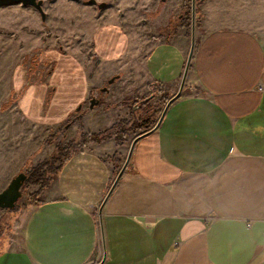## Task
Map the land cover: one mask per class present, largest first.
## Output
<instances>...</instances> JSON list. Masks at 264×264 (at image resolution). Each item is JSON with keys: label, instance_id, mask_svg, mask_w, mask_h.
<instances>
[{"label": "crops", "instance_id": "1", "mask_svg": "<svg viewBox=\"0 0 264 264\" xmlns=\"http://www.w3.org/2000/svg\"><path fill=\"white\" fill-rule=\"evenodd\" d=\"M166 1L160 25L182 9L183 0ZM150 2L139 9L157 8ZM200 8L185 89L136 142L101 222L137 135L69 154L4 239L0 264H264V33L237 25L224 0ZM126 25L99 15L86 54L55 53L51 71L26 86L15 74L23 120L60 128L81 106L82 128L97 134L121 118L122 106L109 113V100L175 95L191 35L154 30L140 42Z\"/></svg>", "mask_w": 264, "mask_h": 264}, {"label": "rangeland", "instance_id": "2", "mask_svg": "<svg viewBox=\"0 0 264 264\" xmlns=\"http://www.w3.org/2000/svg\"><path fill=\"white\" fill-rule=\"evenodd\" d=\"M204 1L196 3L195 38L204 16L200 8ZM97 2H105L106 8L90 5L88 0H43L47 16L44 21L34 6L19 4L0 7V192L19 172L24 171L30 177L16 207L0 208V248L4 239L19 229V216L33 200L32 195L37 188L50 183L57 167L69 154L90 141L96 142L89 136L94 133L82 128L81 119L78 118L82 107L76 111L74 118L60 128L37 126L23 120L14 106L20 94L12 90L14 75H24L26 86L51 71L55 53L86 54L90 45L89 37L99 15H102V20L123 18L125 25L126 17L129 16L132 23L126 27L137 35L140 42L147 35H152L154 30L159 36L167 38L176 35L179 29H185L191 35V0H183L181 11L172 13L165 25H160L161 20L158 19L166 4L162 0H156L157 3L153 4L157 8L148 12L139 8L142 4L151 3L150 0ZM224 4L229 11V18L237 25L264 33V0H224ZM127 7L134 8L136 16ZM127 12L130 15L127 16ZM137 21L139 25H136ZM104 86L110 88L112 85L105 81ZM107 94L99 92L97 98L102 101ZM146 98V103L132 99H123L118 103L109 100L111 103L105 105L111 107L107 109L109 113H116L118 105L122 109L118 115L121 118L110 127L119 128V131L106 139L115 137L118 141H129L155 125L160 116L155 112L164 108L168 97L153 94ZM78 123L79 127L76 128L74 124ZM37 175L45 179V182L33 183Z\"/></svg>", "mask_w": 264, "mask_h": 264}, {"label": "water", "instance_id": "3", "mask_svg": "<svg viewBox=\"0 0 264 264\" xmlns=\"http://www.w3.org/2000/svg\"><path fill=\"white\" fill-rule=\"evenodd\" d=\"M76 1H79V0H76ZM162 1H166V0H162ZM88 2L92 5H97L100 9H103L106 7L105 2L98 3L97 0H88ZM196 3H197V0H191V15H192L191 41H192V47H191V51H190V54H189V57H188V60H187L186 66H185V71H184V74L182 77L180 88L175 95H173L172 97H170L167 100L164 108L161 111V114H160L159 119L156 122V124L151 129H148V130L144 131L143 133H140L139 135H137L134 138V140L132 141V145H131L128 157H127L125 163L123 164L122 168L118 172L115 180L113 181L108 193L106 194V196H105L104 200L102 201V204L99 208L100 222L102 220L101 214H102L103 205H104L105 201L107 200L108 196L110 195V193L112 192L113 188L115 187V185L117 184V182L121 178L122 174L125 172L127 165L129 163L132 151H133V147L135 146L136 142L141 137H143L149 133H152L159 126V124L161 123L169 105L176 98H178L181 95L182 91L185 89L184 88L185 79H186L187 71H188L190 63H191V59H192V55H193V51H194V47H195V42H196V38H195ZM19 4H23L24 6H34L40 12L42 20L43 21L46 20L47 16H46V13L43 9V0H0V7L13 6V5H19ZM117 78H118V76H114V77L110 78L108 80V84H113ZM101 91H103V92L108 91V87L102 88ZM90 102H91L90 107L93 108L95 104L99 103V100L93 98V99H91ZM80 109H81V106H79L77 110H80ZM81 116L82 115L80 114L79 117H81ZM29 179H30L29 175L24 171L19 172L15 177H13V179L10 181L9 185L4 190H2L0 192V208L1 209H14L16 207L19 199L22 197L23 187L29 181Z\"/></svg>", "mask_w": 264, "mask_h": 264}, {"label": "trees", "instance_id": "4", "mask_svg": "<svg viewBox=\"0 0 264 264\" xmlns=\"http://www.w3.org/2000/svg\"><path fill=\"white\" fill-rule=\"evenodd\" d=\"M146 100V99H145ZM145 100H143L142 102H145ZM148 100V99H147ZM146 100V101H147ZM161 111L162 110H158V111H154L155 112V114L156 115H160L161 114ZM119 131V128H115V127H113V128H110V129H107V130H105V131H103V132H100V133H97V134H89V136H91L92 137V140L93 141H101V140H104V139H106V138H108V137H111V136H113V134H116V132H118ZM125 136H127V135H125ZM67 158V157H66ZM65 158V159H66ZM64 159V160H65ZM45 182V179H43V178H41V177H39L38 175H37V178L35 179V182H33V183H37V184H39V183H44ZM46 185V184H45ZM44 184H43V187L45 186Z\"/></svg>", "mask_w": 264, "mask_h": 264}, {"label": "flooded vegetation", "instance_id": "5", "mask_svg": "<svg viewBox=\"0 0 264 264\" xmlns=\"http://www.w3.org/2000/svg\"><path fill=\"white\" fill-rule=\"evenodd\" d=\"M198 1H203V0H197V2H198ZM143 103H144V102H143ZM145 103H146V102H145Z\"/></svg>", "mask_w": 264, "mask_h": 264}]
</instances>
